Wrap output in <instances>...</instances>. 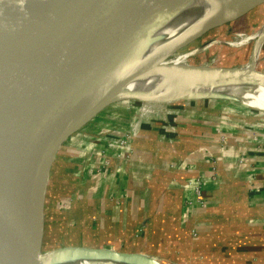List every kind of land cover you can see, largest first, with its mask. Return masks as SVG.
Segmentation results:
<instances>
[{"label":"water","instance_id":"obj_1","mask_svg":"<svg viewBox=\"0 0 264 264\" xmlns=\"http://www.w3.org/2000/svg\"><path fill=\"white\" fill-rule=\"evenodd\" d=\"M187 1L78 0L67 5L61 0H0V264L94 258L161 264L152 254L109 245L43 249V200L51 164L68 136L111 103L151 99L138 91L108 90L80 99L66 117L77 90ZM263 1H253L237 17ZM227 22L203 28L200 36ZM212 67L218 70L209 77L220 80L264 81V71L253 66ZM146 70L140 65L119 81ZM191 98L235 99L208 91Z\"/></svg>","mask_w":264,"mask_h":264},{"label":"crops","instance_id":"obj_2","mask_svg":"<svg viewBox=\"0 0 264 264\" xmlns=\"http://www.w3.org/2000/svg\"><path fill=\"white\" fill-rule=\"evenodd\" d=\"M224 102L223 100L214 98H201L199 103H195L200 106L191 105V108H193L192 112L196 116L199 113L203 116L204 114L207 115L206 117L204 116L205 119L199 117V120H197V125H202L200 127L204 128L202 133L205 136V138L201 139V136L197 135V143L198 141H206V145L200 151L197 150L196 155L193 156L194 161L200 163L199 167L195 166L193 162L194 165H191V163L179 158V156H174V159L170 161L160 158L162 155L165 156L164 153L166 150H169V145H175V143L177 144L180 141L177 123L175 120L172 122L171 115H169V113L173 114L174 112L172 108L167 111L169 117L167 124L172 122L175 126L173 127L174 129L170 127L165 128L162 124L155 127L152 123L157 124L155 120L158 119L154 116L153 111L147 113L141 112L143 117L140 122L137 121L135 123L136 137L134 136L131 140L128 160L122 159V157L121 159H117L114 155L117 152L115 147H105L106 138L112 136L105 137L102 141L98 140L94 142V146L97 147L95 164L86 169L85 172L87 173L85 175H89L90 179H97L99 176L107 174L112 180V186L115 187L118 184L124 183L126 189L120 187L117 199L112 201L113 204L103 207L100 212L95 213V216L91 218L88 225L91 227L95 225L98 229L99 226L104 228L110 225L120 227L131 224V226H134L128 233L122 235V238H119L121 236H115L117 233L113 231L106 239V243L113 244L115 247V243L120 240L122 244H119V247L123 249L125 241H127L125 239H131L134 235H142L146 239H151L150 234L143 230L145 229V219H140L136 225L134 223L136 222L135 209L137 205L140 206L142 204L147 209L151 206L152 202L156 203L155 206L157 208L166 209L168 207L171 210H176L178 216L181 215V217H177L171 222L166 220L161 221L160 230L162 232L154 234L152 241L156 240L158 236H162L158 240H165V231L167 229L173 228L177 230L179 226L183 227L185 225L186 220V225L189 226L188 235L191 230L196 232V236L194 237L189 235L190 240L194 241L191 245L193 251L196 245L199 246L201 239L205 240L207 238L212 243L221 241L220 248L213 252L217 256H226L225 251L229 252L232 249L227 247L229 245L227 236L223 234L224 238H222L223 236L220 237L221 229L223 226L230 225L238 218L243 225L260 224L264 226V127L256 125L258 123L255 122L257 121V113H253L254 111L250 108H245L244 111L235 109L239 112L240 117L233 119L232 122L229 118H223L224 115H219L221 110H234L224 107L222 105ZM197 109L200 111L197 112ZM133 112L135 113H129L131 118L123 130L114 135L122 134L131 123L134 124L135 117L140 115V113H137V111ZM195 115L194 118H197ZM225 121L233 123L237 128L236 131L231 134L225 132ZM143 135H147V137H141ZM192 144L196 145V142ZM143 145H152V149L149 150L150 152L148 151L149 153L146 152L145 155H140L134 148ZM101 149L105 151L104 153L110 155V161L106 167H103L101 164V156L99 155ZM136 149L139 150V148ZM87 155L89 156L90 152H87ZM148 155H150L149 159ZM210 157L216 159L214 176L209 171L208 160ZM176 164L179 166H183L184 164L188 167H176L174 166ZM186 172L189 173L188 178H192L198 174L202 182L206 181L207 186L202 190L204 192L203 196L207 200L205 205H197L193 202L185 204L186 199L193 198L192 185L184 183L183 178H181L185 176L182 174ZM81 177V174L79 176L76 175L74 182H77V180L81 182ZM187 186L190 187L189 192L191 196L182 198V192ZM115 191H117L115 188L112 189V193ZM174 192L181 193V200L179 199L175 205L169 203L171 195ZM101 193L102 191L95 190L94 194L95 196H99ZM112 193L109 192L108 197ZM152 194L155 195L154 198H152ZM236 207L239 208V211H236ZM179 208L180 215L178 213ZM125 215H128L129 218L123 220L121 217ZM202 226H205L206 230L205 228L203 230ZM139 227L140 229L138 230ZM141 229L143 232L139 234ZM111 230L113 228L109 231ZM136 230L138 234L135 233ZM231 240L234 241V239ZM110 244L106 245L112 246ZM239 247L250 250L246 243L239 245ZM199 250L201 249H196V252H198V256L200 257L201 252Z\"/></svg>","mask_w":264,"mask_h":264},{"label":"trees","instance_id":"obj_3","mask_svg":"<svg viewBox=\"0 0 264 264\" xmlns=\"http://www.w3.org/2000/svg\"><path fill=\"white\" fill-rule=\"evenodd\" d=\"M125 110L126 109L123 108L122 105L118 103H111L109 106L99 111L85 125L68 136L60 146L51 164L44 194L43 236L46 229V224L48 225L49 223L51 228H57L54 231L58 234L61 232L60 230H64V228L67 227V221L71 218H73L76 225L68 228V230L75 231L73 227H77L79 231L81 228H91L88 223L91 218L95 216V213L100 212L103 207L113 204L112 201L108 199L109 192L112 193V189L115 188L117 191L112 193L115 195V193H118L120 187L126 189L124 183L118 184L115 187L112 186V180L107 174H103L97 179H90L89 175H85V173H87L85 172L86 169H89L95 164L97 147L94 146V142H96L94 139L98 137L99 140H101L109 135L112 136L121 132L127 125L128 120L131 118L130 114H127ZM196 111L199 112L200 110L197 109ZM220 115H224L223 118L231 119V122L233 119L240 117L239 112L234 110H221ZM204 116L206 117L207 115L204 114ZM204 116L199 113L196 116L197 118H194V115H190L184 119L177 118L176 123L179 129L178 137L180 141L177 144L175 143V145H169V150H166L164 153L165 156L162 155L160 158L162 160L165 158L166 161H170L174 159V156H179V158L185 159L191 163V165H194L193 163H195V166L199 167L200 163L195 162L193 156L196 155L197 150L200 151L201 148L206 145V141H198L197 143V135L201 136V139L205 138L204 134L202 133L204 128L200 127L202 125H197V120H199V117L202 119ZM231 122L224 123L226 124V129H224L225 132H229L230 134L235 132L237 129L236 126ZM101 123H105L107 126L105 128L101 127ZM106 129L110 131V133L103 132V130L106 131ZM141 137L146 138L147 135H143ZM148 137L150 138L149 135ZM194 142H196V145L192 144ZM136 148H139V150ZM136 148H134L136 152H139L140 155H145L146 152H150L149 150L152 149V145L137 146ZM87 152H90L89 156L87 155ZM120 152L123 154L122 151ZM149 156L150 155L147 156L148 159L150 158ZM141 160L144 161L143 158H141ZM186 173L182 174L185 176L181 177L183 178L184 183H186V180L189 179V173ZM80 174L82 175L80 180L81 182H78L79 180L74 182L76 175L79 176ZM201 186L202 190L205 189V186H207L206 181H203ZM189 189L190 187L188 186L185 188V190L182 192V198H188L191 196ZM95 190L102 191V193L99 196H95ZM180 195V192H174V194L171 195V200L169 203H172L173 205L177 204L178 200H181ZM203 195L204 192H202V196ZM154 196L155 195L152 194V198H154ZM156 196H158V194H156ZM206 202L207 200L205 196H203L202 205H205ZM62 203L67 205L65 208L66 211L63 212L59 210ZM155 205L156 203L152 202L151 206L145 209L142 204H140V206L137 205V208L135 209L136 222L134 224L136 225L140 219H145V229L143 230L150 234L151 239H146L142 235H134V237H131V239L126 238L125 240L127 241H125V245L123 247L124 250L141 251L149 254L155 252L161 253L163 255L172 257L181 264H264V226L260 224L243 225L241 224L242 222L239 218L234 220L230 225L223 226L221 233L219 231L220 237H222L223 234L227 236L226 238L229 243L227 247H230L232 250L229 252L225 251L226 256H217L213 251L220 248L219 246L221 245V241L212 243L209 242L207 238H205V240L201 239L199 241V246L196 245L195 250H192L191 245L194 241H191L189 238V226L186 225V220L185 225H183V227L179 226L177 230H174L173 228L167 229L165 231V240H158V238L162 237L158 236L156 240L152 241L154 234L162 232V230H160V226L162 224L161 221L166 220L171 222L177 217H181L179 212L180 208L178 209L180 216H178L176 210H171L168 207H166V209H160ZM236 211H239V208H237ZM121 218L126 220L129 217L128 215H125ZM205 226H202L203 230L204 228L206 230ZM132 227L134 226H131V224L128 226L124 225L118 227L116 231L117 235L115 236H121L119 238H122V235L128 233ZM104 228L99 227L100 230L103 229V231L105 230V232H108L111 228H113V225ZM141 232L139 234H142ZM194 236H196V233L195 235H192V237ZM222 238H224V236ZM103 239L105 240V238ZM231 239H234V241ZM100 240L101 241L99 242L93 241L95 244L85 243V245L103 246L102 239ZM106 241L107 240H105L104 243H106ZM244 243L249 246L250 250L241 249L242 247H239V245H243ZM66 244L79 243H77V241H72ZM41 247L44 249V244H41ZM198 248L201 249L199 250V252H201L200 257L198 256V252H196V249ZM165 249L168 251L166 250L165 252Z\"/></svg>","mask_w":264,"mask_h":264},{"label":"bare ground","instance_id":"obj_4","mask_svg":"<svg viewBox=\"0 0 264 264\" xmlns=\"http://www.w3.org/2000/svg\"><path fill=\"white\" fill-rule=\"evenodd\" d=\"M61 1L64 4L70 5L78 0ZM243 1L246 0H188L173 11L149 34L121 50L91 74L71 99L66 117L71 114L80 99L90 98L92 95L100 96L108 90H112L113 92L138 91L149 95L151 96L149 100L141 101L136 99V101L141 102L139 108L142 110L145 108L147 111H155L160 108H166L169 103L179 99L185 102L193 101L191 97L206 93L207 91L209 93L214 92L228 95L237 100L242 98L241 96H235L232 92L226 91L225 87L227 86L235 87V90H243L245 93L249 89L264 88V81L233 82V80L225 81L209 77L208 74L210 72L218 70V68L212 67L216 63L188 61L189 57L206 49L211 43L222 41L228 48L235 49L236 51H240L248 45L252 47L247 60L239 64H232L229 67H256L258 64L257 55L264 41V20L257 24H246L247 26L244 24L242 28L237 29L235 35H232L230 32L233 23L242 18L237 17L239 13L255 0L251 1V3L248 2L245 6L241 4ZM258 6H261V3L255 7ZM257 9L259 10V7ZM259 12L260 10L257 11V13ZM254 19L257 21L256 17H253V21ZM224 21H229L228 23L230 24L229 28L225 27L226 34L218 35L213 42L196 45L197 47L195 46L186 52L177 53L175 51L184 49L189 44V41L187 44L184 40L196 38L200 35L203 28L211 25L214 26ZM161 41H163L161 48L155 50L154 46ZM153 54L159 56L161 54V56L153 58L151 57ZM140 65H147L148 70L130 78L125 83L119 81L120 75L138 68ZM245 100H248V98ZM251 101L254 102L255 99ZM259 108L264 110V105ZM141 109L140 112H143ZM153 263L156 264V262ZM48 264L146 263L137 259L118 261L94 258L69 260L68 262L54 261Z\"/></svg>","mask_w":264,"mask_h":264},{"label":"rangeland","instance_id":"obj_5","mask_svg":"<svg viewBox=\"0 0 264 264\" xmlns=\"http://www.w3.org/2000/svg\"><path fill=\"white\" fill-rule=\"evenodd\" d=\"M258 7L260 10L259 13H257V11H259L257 9ZM258 7L252 8L241 19H239L238 21H235L233 23V25L230 28V30H231L230 32L232 35H235L237 29L242 28V26L244 24L245 25L246 24L247 25L257 24V23H260L264 20V2L261 3V6H258ZM253 17H256L257 21H255V19H254V21H255L254 22ZM229 25L230 24L227 22L225 24H221L217 27H214V28L206 31L201 36L199 35L196 38L184 40L186 43L189 41L188 42L189 44L187 43L188 45L186 47H184V49H182V50L179 49V51L178 50H175V51L177 53L178 52L179 53L180 52H186V51L190 50L191 48L195 47L196 45L198 46V45H201V44L206 43V42L211 43V42H213V40L218 35L220 36L222 34H226L225 33L226 32L225 27L229 28ZM223 36H225V35H223ZM162 43H163V41H161L160 43H157L154 46V49L155 50L160 49ZM167 47H168V45H167ZM148 51H147V53H148ZM251 51H252V47L250 45L246 46L245 48H243L240 51H236L235 49L228 48L222 41L213 42L206 49L201 50V51L197 52L194 56L189 57L188 61L189 62H207V63L212 62V63H216L215 65H219V68H221L225 65L231 66L232 64L233 65L239 64L240 62L247 60V57L249 56ZM155 55L156 54H153L151 57L156 58V57L161 56V54H160V56L159 55L155 56ZM257 60H258V64L256 65V68L264 71V42L262 45V49L259 51V53L257 55ZM205 68H207V67H205ZM225 88H226V91L232 92L233 94H235V96H241L242 98L239 100L244 102L245 104H247L249 106L242 104L237 99H229V100L225 99V100H223L225 102L222 105L226 108L234 109V111H236L235 109H240V111H244L245 108L252 109V111H254L253 113H257V116H256L257 121H255V122H258V123L256 125H258V126L261 125L264 127V125H263L264 124V110L259 108L260 106L264 105V88H260V89L255 88L256 90L249 89L246 91V93L243 90H238V89L235 90V87H232V86H227ZM252 97H253V99H255V101L253 103L251 101V100H253ZM247 98H248V100H245ZM256 98H257V100H256ZM199 101H200V98L193 99V101H188V102H185L184 100H176V101L169 103V105L166 108H162V109L160 108V109H157L155 111L154 110H148L147 111L145 108H144V110H142L141 108H139V105L141 104V102L136 101V100H125V101H121V102L118 101L119 103L118 102H115V103L122 105V107L126 109L125 111L128 112L127 114L135 113L133 111H137V113L138 112L140 113V115L135 117L136 120L134 119L135 120V121H133L134 123H136L137 121L140 122L142 120L143 114L140 112V109H141L143 111V113L153 111L154 116H156L157 117L156 119H158V120H155V122L157 124L152 123L155 127L162 124L165 128H169V127L173 128L175 126L172 122L174 120L176 121L177 118L178 119H184L190 115H195L194 112H191L192 109H190V108H191V105H193V104L200 106L199 104H195V103H199ZM172 105L177 106V108H173L174 106H172ZM170 108L174 109V112H173V114L169 113V115H171V119H172L171 120L172 122H170L169 123L170 125H169V124H167V122H169V117H168L167 111L171 110ZM229 111H233V110H229ZM254 116H255V114H254ZM128 118H130V117H128ZM106 126H107V124L101 123V127L105 128ZM103 132L110 133V131H108L107 129H106V131L103 130ZM123 133H124V131H123ZM122 134L112 135V136L118 137V136H121ZM109 136H111V135H109ZM134 136H133V138H134ZM94 140L98 141L99 138L97 137ZM100 141H102V139ZM105 147L108 148L110 146L105 144ZM129 149H131V148H129ZM99 155H103L102 152H101V154L99 152ZM112 196H113V200H112ZM116 197H118L117 193H115V195L112 194L111 196L108 197V199L111 201H114L115 199H117ZM66 207H67V205L62 203L60 205L59 210H61V212L66 211V209H65ZM74 225H76V224H75V221L73 220V218L68 219L67 227L64 228V230H60L61 232L57 234L54 231L57 228H55V229L53 227L51 228L49 226V223H48V225L46 224V229H45L43 240H42V244H44V248L54 247V246L66 244V243H69L72 241H75V242L77 241V243L83 244V245H85V243L95 244V243H93V241L99 242V241H101L100 239H102V245L104 246L106 244H110V243H104V242L108 238L109 234L113 233V231L116 232L115 229L118 228L117 225H113V230L105 232V230L104 231H103V229L100 230V229L96 228L95 225H92L91 228H86V229L81 228L80 231L77 227L76 228L73 227L75 229V231L68 230V228H70ZM78 227H79V225H78ZM141 231H142V229H141ZM192 231L193 230H191V232H190L191 236L195 235V234H192ZM135 233L138 234V231L136 230ZM194 233H196V232H194ZM103 238H105V240ZM119 244H122V242L120 240L115 243V247L120 248ZM110 245H112L114 247L113 244H110ZM96 246H99V245H96ZM166 250L167 249H165V252H166ZM149 255H151V254H149ZM152 256H154L153 258L156 259L161 264H181L180 262L176 261L172 257L163 255L161 253L155 252V253H152Z\"/></svg>","mask_w":264,"mask_h":264},{"label":"built area","instance_id":"obj_6","mask_svg":"<svg viewBox=\"0 0 264 264\" xmlns=\"http://www.w3.org/2000/svg\"><path fill=\"white\" fill-rule=\"evenodd\" d=\"M136 132V124H131L121 136L118 137H108L106 138V144L109 145L110 147H115L117 149V152H115V157L117 158H124L125 160H128L129 158V153H130V143L131 139L135 135ZM222 137V136H221ZM223 138V137H222ZM122 149V150H120ZM120 151H123V154H121ZM101 156V164L103 167H106L109 164L110 161V155L108 153H104L105 151L101 149L100 151ZM240 161V160H239ZM209 171L212 173L211 175L214 176V171L216 169V159L210 157L209 160ZM176 167H181L179 165H174ZM102 167V168H103ZM182 167H188L187 165H184ZM186 183L192 185V192H193V198L192 199H186L185 203L186 204H191L192 202L197 204V205H202L203 204V196H202V179L200 175H195L192 178H189L186 180ZM140 227L138 228V230ZM192 234H195L194 231H192Z\"/></svg>","mask_w":264,"mask_h":264}]
</instances>
